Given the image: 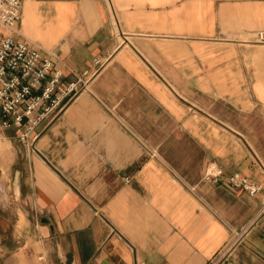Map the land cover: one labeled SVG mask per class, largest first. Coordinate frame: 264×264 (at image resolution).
<instances>
[{
	"label": "crops",
	"instance_id": "0c3cea01",
	"mask_svg": "<svg viewBox=\"0 0 264 264\" xmlns=\"http://www.w3.org/2000/svg\"><path fill=\"white\" fill-rule=\"evenodd\" d=\"M21 4L20 32L75 88L0 145V218L16 216L0 264H264V0Z\"/></svg>",
	"mask_w": 264,
	"mask_h": 264
},
{
	"label": "built area",
	"instance_id": "2783aa9c",
	"mask_svg": "<svg viewBox=\"0 0 264 264\" xmlns=\"http://www.w3.org/2000/svg\"><path fill=\"white\" fill-rule=\"evenodd\" d=\"M22 0H0V127H17L18 138L26 139L42 121L61 112L74 84L61 86L60 55L55 48H44L19 30ZM255 43H264V29L256 32ZM204 178L232 192L255 195L261 183L241 172L224 174L210 168ZM259 213L264 211V198ZM247 227L235 232L239 238ZM42 256H39L41 259Z\"/></svg>",
	"mask_w": 264,
	"mask_h": 264
},
{
	"label": "rangeland",
	"instance_id": "374dc122",
	"mask_svg": "<svg viewBox=\"0 0 264 264\" xmlns=\"http://www.w3.org/2000/svg\"><path fill=\"white\" fill-rule=\"evenodd\" d=\"M9 132L8 129H3L2 127H0V145L2 146L3 149H5V157L8 156L9 151L12 149L11 148V144L10 142H8V139L6 137V134ZM0 162H1V158H0ZM0 166H4V163L1 162ZM9 212L8 214L6 213V215H2L1 219V223L2 226L4 227V229L9 232V234H11L13 232V225L15 223L16 220V216H15V212H13L14 210H12L11 208H9ZM12 211V212H11Z\"/></svg>",
	"mask_w": 264,
	"mask_h": 264
}]
</instances>
